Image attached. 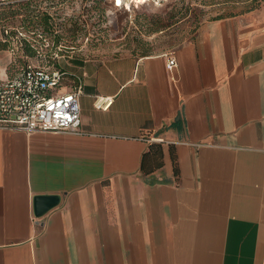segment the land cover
<instances>
[{
    "label": "crops",
    "instance_id": "crops-1",
    "mask_svg": "<svg viewBox=\"0 0 264 264\" xmlns=\"http://www.w3.org/2000/svg\"><path fill=\"white\" fill-rule=\"evenodd\" d=\"M64 69L83 134L0 129V264H263L264 5Z\"/></svg>",
    "mask_w": 264,
    "mask_h": 264
},
{
    "label": "rangeland",
    "instance_id": "rangeland-1",
    "mask_svg": "<svg viewBox=\"0 0 264 264\" xmlns=\"http://www.w3.org/2000/svg\"><path fill=\"white\" fill-rule=\"evenodd\" d=\"M263 5L264 0H38L0 7V35L4 37V29L12 33L8 41L0 40V53L6 54L1 67L11 76L28 59L46 65L60 60L65 68L74 58L168 53L192 39L207 21ZM25 38L32 41L34 53ZM58 49L64 50L60 57L54 55Z\"/></svg>",
    "mask_w": 264,
    "mask_h": 264
},
{
    "label": "built area",
    "instance_id": "built-area-1",
    "mask_svg": "<svg viewBox=\"0 0 264 264\" xmlns=\"http://www.w3.org/2000/svg\"><path fill=\"white\" fill-rule=\"evenodd\" d=\"M19 1L0 0V7ZM146 1L163 4L168 0ZM177 65V56L168 54V66ZM65 75L60 68L30 62L1 79L0 129L83 134L80 104L83 87L78 83L71 90L61 91ZM112 101L102 97L96 101V106L108 108Z\"/></svg>",
    "mask_w": 264,
    "mask_h": 264
},
{
    "label": "trees",
    "instance_id": "trees-1",
    "mask_svg": "<svg viewBox=\"0 0 264 264\" xmlns=\"http://www.w3.org/2000/svg\"><path fill=\"white\" fill-rule=\"evenodd\" d=\"M38 0H21V1H19V2H16V3H12V4H8V5H5V6H3V7H6V6H19V5H21V4H26V5H33L35 2H37ZM46 15H49L48 13L46 14ZM4 37L1 39V41L2 42H6V41H8L10 38H12V33H10V32H6L7 31V29H4ZM26 39V38H25ZM26 43L28 44V47L30 48V50L34 53L35 51H33V48L34 49H36L35 48V46L32 44V41H30V40H28V39H26ZM38 51V50H37ZM61 51H64L63 49H58L57 51H54V55L56 56V57H60V52ZM37 53V52H36ZM38 54H39V56H42V53H40L39 51H38ZM147 55H149V54H147ZM60 61V60H59ZM59 61H58V64L57 65H53V64H50V65H46V64H38V65H45V66H53V67H57V68H60V69H62V70H64L65 71V69L64 68H62L60 65H59ZM30 62H33L32 60H30V59H28V60H25V62H23V63H21L22 65L21 66H19L18 68H17V70L19 69V68H21L22 66H24V65H26V64H28V63H30ZM35 64H37V63H35ZM16 70V71H17ZM15 71V72H16ZM14 72V73H15ZM66 72V71H65ZM13 73V74H14ZM12 74V75H13ZM67 76V72H66V75H65V77ZM65 81V78H64V80H63V82ZM152 151H153V149H151V151L150 152H148L146 155H145V157H144V160H143V171H145L146 173H149L150 171H152L153 170V168H150L149 166H148V161L152 158V157H154L153 156V153H152ZM157 157V156H156ZM178 171H179V169H178V166L177 165H175V172L176 173H178Z\"/></svg>",
    "mask_w": 264,
    "mask_h": 264
},
{
    "label": "water",
    "instance_id": "water-1",
    "mask_svg": "<svg viewBox=\"0 0 264 264\" xmlns=\"http://www.w3.org/2000/svg\"><path fill=\"white\" fill-rule=\"evenodd\" d=\"M47 198L51 199V200H55V198L57 199V197H54V196H48ZM41 199H42V197L37 198V205H38L39 200H41Z\"/></svg>",
    "mask_w": 264,
    "mask_h": 264
}]
</instances>
